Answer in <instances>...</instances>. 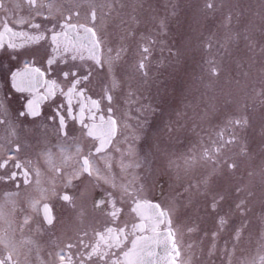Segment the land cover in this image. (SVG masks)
<instances>
[{"label":"rangeland","instance_id":"374dc122","mask_svg":"<svg viewBox=\"0 0 264 264\" xmlns=\"http://www.w3.org/2000/svg\"><path fill=\"white\" fill-rule=\"evenodd\" d=\"M207 2L181 0L180 13L176 16L171 10L167 15L173 26L166 23L162 29L161 22L165 24L167 19L164 11L163 20L157 19L150 31L143 28L142 33L139 10L132 7L129 25H121L117 31L114 54L116 57L120 52V58L116 72L120 73V64L125 70L131 65L128 48L133 71H125L122 88L113 92L122 101L125 99L130 112L126 106L119 112L123 125L121 140L126 147L117 153L112 174L115 181L104 183L121 195L127 188L164 207L174 208L173 224L178 233L181 264H252L256 259L261 264L264 258V0H211L212 10L206 8ZM148 11V19H154V6ZM229 16L231 19H226ZM152 36L157 39L156 48L150 45ZM142 45H149L151 52L159 54L161 72L152 69L143 77L136 71ZM209 60L219 66L218 78L210 76ZM164 94L168 99L165 120L176 131L170 137L163 136L159 145L163 151H160L156 142L141 135V129L146 127L141 108L147 104L151 111ZM134 106L136 110H132ZM242 115L248 124L231 127L237 139L224 156L229 154V158L237 156L243 160L244 169H252L244 173L245 180H251L254 173L260 183L253 184L249 190L255 196L249 197L246 213L235 210L234 203L232 210L225 209L228 212L225 219L230 216L233 221L226 228L220 224V217L207 208L210 193L222 190L229 194V202H233L244 197L249 185L235 190L233 185L226 187L222 183L224 164L216 165L213 172L212 165H205L200 157L218 132L224 131L227 138L225 125ZM149 116L147 125L156 121L159 113L151 112ZM142 181L148 182L146 192L140 191ZM242 215L249 217V229L244 228Z\"/></svg>","mask_w":264,"mask_h":264},{"label":"snow or ice","instance_id":"6c2138e0","mask_svg":"<svg viewBox=\"0 0 264 264\" xmlns=\"http://www.w3.org/2000/svg\"><path fill=\"white\" fill-rule=\"evenodd\" d=\"M55 2L56 0H49V3L44 4L38 0H26L31 18L19 17L14 21L16 27H13L8 22L10 10L6 7L5 0H0V11L6 14L0 18V53L9 61L7 65L0 61V93H2L0 95V125L11 133L10 139L6 138L4 142H0V148L8 149V158L0 162V169L8 167L9 159L21 150L19 142L13 145V141H18L16 125L19 124L22 129L26 122H35L36 118L42 115V105L48 101H55L59 94L63 101L55 103L54 106L49 105L53 107V112L47 118L50 123L57 125L58 136L68 135L65 119L67 115L72 120H78L85 130L84 135L99 142L87 154L80 156L78 167L64 181L65 187L72 188L73 191L57 193L53 190L52 192L67 207L75 208L78 197L77 186L73 181L81 179L82 176L93 177L94 173L97 180L102 178V173L95 166L92 157L105 151L116 134L118 123L112 115L114 109L111 106L113 91L122 88L126 70L124 65L120 64V73L116 72L118 66L116 62L120 58V52L116 57L105 56V37L101 31L102 25L97 23V12H100L102 19L107 18L111 15V8L114 5L92 4L87 13L88 23L85 24L79 23V11L75 9L61 11L60 8L54 7ZM206 8L214 9L211 0L206 3ZM37 17L42 19L37 21ZM226 19L230 20L231 17ZM24 26L34 31L17 30ZM161 27L166 28V24L161 22ZM16 39L21 42L17 43ZM42 41L47 42V47L41 43ZM33 45L36 47L33 48ZM211 47L212 45L209 44L208 48ZM107 51L111 53L112 49ZM149 53V46L144 45L140 48L141 59L136 64V71L143 77L148 75L146 61ZM24 57H30V59L25 60ZM208 63L210 76L218 78L219 66L211 60ZM53 73L56 75L53 76ZM94 74L103 75L108 80L104 94L109 104L107 118L103 114L99 116L96 114L100 111V101L85 95ZM13 97L23 100L19 108L12 107ZM73 100L79 104L78 117L73 115ZM167 106V95H160L158 103L155 107H151L154 115L159 113L158 119L141 129V135L146 140L156 142L160 151H163L159 147L163 143V136L170 137L176 131L171 122L165 120ZM86 110L89 113L90 123H85ZM247 124L246 116L242 115L229 120L225 129L245 127ZM236 139L235 132H230L227 138L224 131L218 132L215 140L203 149L200 159L205 165H212L213 172L218 164H227L228 169L234 171L237 164L235 161L229 163L224 153ZM61 151H64L63 146ZM76 151L77 154L80 153L79 146ZM45 155L51 162V153L46 152ZM11 167L19 172L10 171L0 175V181H16L17 177L21 176L24 184L29 183V171L25 164L16 160ZM55 171L59 174L61 169L56 168ZM37 175H39L38 172ZM204 183H207V178ZM36 184L40 195L31 201V205L42 214L45 224L52 225L56 219L53 215V206L47 202L40 205V201L47 198L48 192L39 187L38 180ZM16 186L18 188L19 184L17 183ZM6 195L10 197L13 194ZM122 195L131 200L129 211L134 216V222L130 226L127 223L122 226L116 225L123 209L117 207L116 201H113L110 216L112 224L116 226L97 231L94 242L85 243L83 239H80L78 244H67L65 249L57 252L59 264H77V259L74 257L78 258L79 264H89V262L91 264H177L181 251L178 233L173 227L174 208L164 207L158 202L144 199L139 191L133 192L125 188ZM254 195L255 193L246 192L243 198L229 202V194L217 190L210 193L211 199L207 208L220 217V224L223 225L227 222L226 208L229 211L232 210L234 203L235 210L246 213L249 210V197ZM103 204L104 201H97L96 207L100 208ZM2 214L0 210V215ZM24 223H28L27 216L24 218ZM0 243L8 247V242L2 237H0ZM74 248L77 249L76 252L72 251ZM0 264H17V262L13 261L12 254L9 252L4 258H0ZM261 264H264V258L261 259Z\"/></svg>","mask_w":264,"mask_h":264},{"label":"flooded vegetation","instance_id":"af4514ba","mask_svg":"<svg viewBox=\"0 0 264 264\" xmlns=\"http://www.w3.org/2000/svg\"><path fill=\"white\" fill-rule=\"evenodd\" d=\"M44 4L49 3V0H38ZM6 7L10 10V16L8 22L16 27L14 24L15 19L19 17L31 18L29 16L30 8L26 3V0H5ZM181 0H56L54 7H58L61 11L67 9H75L80 12L79 23H88L87 13L92 4H106L114 5L111 8V15L102 19L101 14L97 12V23L101 24V31L105 37V56L114 54V40L117 37V31L120 26H127L132 19V7L138 9L140 18V31L143 32V28L146 31H150L151 27L156 24L157 19L163 20L164 11L166 16L169 11H174L176 16L180 13ZM139 5V8H138ZM154 6L152 16L155 21L149 20L148 8ZM47 11V9H45ZM6 14L0 11V18H3ZM40 17L36 20L39 21ZM74 19H76L74 17ZM167 25H172L171 18L167 16ZM159 25V24H158ZM17 30H24L33 32L34 30L24 26ZM156 37H150V45L155 48L158 46ZM152 41H155L152 43ZM17 43L21 41L16 39ZM47 47V42H41ZM144 46V45H142ZM149 46V45H148ZM36 46L33 45V48ZM107 49H112L111 53H108ZM126 53L131 54V49ZM129 54V64L132 65ZM134 56H136L134 54ZM159 54L151 52L148 54L146 61V71L149 72L153 69L161 72V63L158 61ZM25 60L30 57H24ZM0 61L5 65L8 64V58L0 53ZM150 63L152 65H150ZM126 67V70L130 73L133 71L132 66ZM63 67V65H61ZM103 71V70H101ZM53 76L56 73L52 74ZM108 80L103 75H95L92 78L91 83L88 84V90L85 95L90 96L92 99L100 101V111L97 112V116L100 114L105 115L107 118V108L109 107L108 101L104 98L105 91L107 90ZM63 86V85H62ZM2 95V93H0ZM63 98L57 94L55 101H48L42 105V115L36 118L35 122H26L21 129L20 125H16L18 132V141L21 145V150L15 156L9 159L8 167L0 169V175L9 173L10 171H17L11 167L12 163L16 160L21 161L27 166L29 171V183H23V177L18 176L16 181L5 180L0 181V237L8 242L6 248L3 243H0V258H4L9 252L12 254L13 261L17 264H59L57 252L61 249H65L69 243L78 244L80 239H83L85 243H91L95 241V233L97 231H103L109 226H116L127 223L129 226L134 222V216L130 213L131 200L128 197L114 192L109 185H105V181H115V177L112 174L115 171V162L117 159V153L125 150V141L123 138V125L122 118H120L119 112L122 107L126 106L130 112L129 105L113 92L112 107L114 109L112 115L117 119L118 127L114 138L107 146L106 150L96 154L92 157L95 162V166L98 167L102 173V178L97 180L95 173L93 177L82 176L79 180H74L73 183L77 186V200L76 207L69 208L64 202L60 201L58 197L52 194L53 190L59 193L61 191L72 192V188H66L64 181L67 176L78 167V161L81 155L87 154L93 149L99 142L93 140L90 137L84 135L85 130L78 120H72L67 115L65 116L67 123L68 135L66 137H60L57 134V125L50 123L48 117L53 112V105L55 103L62 102ZM23 103V100H17L12 98V107L19 108ZM66 103V102H65ZM141 109L144 111L142 119H145L146 124L151 119L150 109L147 104ZM132 110H136L134 106ZM73 115L79 116V104L76 100H73ZM89 113L85 111V123H90L88 119ZM99 121H97L98 123ZM232 132L231 127L226 129V133ZM6 138H11V133L3 126L0 125V142H4ZM63 146L64 151H61ZM79 146L80 153L77 154L76 148ZM46 152L51 153V162L45 155ZM8 149L0 148V162L8 158ZM116 153V154H112ZM233 156L229 158V154L225 159L228 162L235 161L237 168L232 171L229 170L227 164H224V176L222 183L228 187L233 185L235 188H240L243 185H249L247 192L252 188L253 184L260 183L259 178L253 177L251 180H245L244 173L247 170L244 169L243 160H238ZM128 162V160H127ZM61 169L57 174L55 169ZM129 170V167H128ZM37 172L39 175H37ZM233 173V174H232ZM249 174V173H248ZM37 180L39 181V187L47 190L48 196L46 199L40 201V205L47 202L53 206V215L56 217L52 225H47L43 222L42 214L38 213L31 205V201L34 198L39 197L37 191ZM17 183L19 187L17 188ZM147 181H142L140 191L146 192ZM115 184V183H114ZM194 187V186H193ZM253 192V191H251ZM6 194H13L8 197ZM245 196V195H244ZM255 196V195H254ZM254 196H250L252 199ZM241 198V197H239ZM148 199V198H144ZM257 199V196L255 197ZM104 201L102 207H96L97 201ZM151 200V199H148ZM116 201V206L122 208L120 213V219L116 221V225L112 224V218L110 216L112 209V202ZM157 202L155 200H151ZM159 203V202H158ZM249 215V214H248ZM28 217V223H24V218ZM232 217L228 216L225 219L227 222L223 224L226 228L233 225ZM245 219V229L250 228L248 216L242 215ZM243 219H240L242 221ZM173 227L175 228L174 224ZM260 227V226H259ZM229 232V231H227ZM87 233V235H82ZM76 252L77 249H72ZM77 264H79L78 258ZM252 264H259V259L252 260ZM91 264V262H89ZM177 264H181L180 256L177 259Z\"/></svg>","mask_w":264,"mask_h":264},{"label":"water","instance_id":"95a60500","mask_svg":"<svg viewBox=\"0 0 264 264\" xmlns=\"http://www.w3.org/2000/svg\"><path fill=\"white\" fill-rule=\"evenodd\" d=\"M179 258V257H178Z\"/></svg>","mask_w":264,"mask_h":264}]
</instances>
